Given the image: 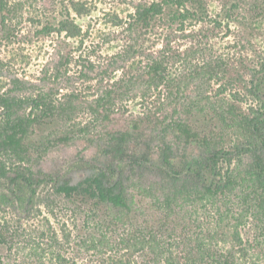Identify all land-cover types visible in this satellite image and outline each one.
I'll list each match as a JSON object with an SVG mask.
<instances>
[{"label": "trees", "instance_id": "1", "mask_svg": "<svg viewBox=\"0 0 264 264\" xmlns=\"http://www.w3.org/2000/svg\"><path fill=\"white\" fill-rule=\"evenodd\" d=\"M209 1L132 2L133 12L123 21L124 39L116 53L109 57L94 51L77 57L70 52L59 53L61 56L51 69L42 70L40 81L46 84L48 79L68 80V67L75 64L78 79H96V93L90 99H80L79 92L72 88L60 94L62 87L57 85L44 89L41 82L5 75L0 59V77L8 80L0 90V188L7 187L11 192L17 186L29 189V182L34 179L31 169L14 162L27 166L33 162L29 138L41 122L58 120L66 126L84 107L95 126L106 127L112 121L117 101L145 104L156 95L159 105L155 112L148 107L122 130L106 131L109 159L102 169L76 184L63 182L55 188L63 202L69 204L63 203L65 210L79 214L78 224L83 233L75 235L74 246L79 245L84 252L88 247L102 252L139 243L143 253L148 245L149 251L156 250L158 256L170 252L175 247L172 241L177 238L176 243H182L181 250L196 247L201 260L235 264V245L215 251L201 248L203 239L193 228L196 220L188 216L185 207L187 202L195 205L201 200L228 196L233 197L229 202L234 207L229 204L225 210L236 214L232 216L233 239L241 241L239 228L247 223L255 233L251 242L264 243V119L242 111L226 99V91L219 84L216 96L211 97L214 84L229 72L228 62L201 47L198 40L201 35L193 28L194 24L209 22L222 26L226 21L246 30L248 21L264 16V0H217L221 20L212 19ZM14 6L9 0H0V40L14 35L10 23ZM157 20L167 22L163 24V39L159 48L149 49L145 37ZM65 22L71 23L67 18L56 23L58 32L66 33ZM208 38L205 37L206 41ZM177 39L198 42L181 51L174 45ZM105 40L113 41L109 37ZM176 62L183 67L182 77L172 74ZM261 67L264 74V59ZM117 70L120 77L112 78L111 74ZM94 71L99 77H91ZM261 84L263 90L264 83ZM217 124L234 128L240 134L239 140L224 147L223 130ZM154 145L155 159L145 149ZM188 147L194 149L196 156L185 159L180 153ZM4 155L11 162L5 163ZM151 160L162 173L163 183L138 189L137 195L134 174ZM114 162L121 163V170L127 166L128 174L122 178L115 176L114 170H109ZM136 196L149 200L144 205L152 213L149 220L139 216ZM216 221L219 227L220 222ZM18 227L19 222L14 228L0 223V246L11 250ZM96 264L104 261L98 260Z\"/></svg>", "mask_w": 264, "mask_h": 264}, {"label": "rangeland", "instance_id": "2", "mask_svg": "<svg viewBox=\"0 0 264 264\" xmlns=\"http://www.w3.org/2000/svg\"><path fill=\"white\" fill-rule=\"evenodd\" d=\"M137 1L139 0H9L12 7L16 6L10 14L14 35L10 39L0 40V59L4 62L5 75H16L38 84L41 82L42 70L51 69L60 54L70 52L72 57H77L92 54L94 51L109 57L121 48L124 39L123 21L133 12L131 3ZM209 7L212 19L221 20L218 17V1L210 0ZM66 18L72 24L65 22L66 33H60L56 23ZM248 22L246 30L226 21L222 22V26L216 27L214 23L209 22L194 24L193 28L203 37L198 39L201 47H207L208 52L220 55L228 62L229 72L214 84L211 97L216 96V84H219L226 91V99L242 111L264 119V89L261 88V83H264L261 67L264 59V16ZM165 23V20H157L153 24L144 41L149 49L160 47ZM70 33H74V36L67 37ZM207 36L208 41L205 39ZM107 37L113 41L106 42ZM192 41L177 39L174 45H178L183 51L197 44ZM181 70L183 67L176 62L172 71L174 77L177 78ZM77 72V66L71 64L66 74L68 80L52 82V79H48L46 84H41L44 89H47V85L62 87L60 94H65L72 88L79 92L80 99H90L96 93V79L83 81L77 78ZM120 74L117 70L111 77L117 78ZM90 75L99 77L96 71ZM7 81L5 76L0 77V90L5 87ZM178 82L181 83V80L178 79ZM146 102L141 104V101H117L112 121L106 127L95 126L90 113L84 107L82 110L79 108L77 116L72 122L65 123L66 126L58 120H46L36 127L34 134L29 138L34 152L33 162L30 161L29 166L26 163L14 162L17 166L31 169L34 179L29 182V189L17 186L11 192L7 187L0 188V223L14 228L19 222L18 237L15 238L11 250L0 246L2 264H96L98 260H103L104 264H212L208 259L201 260L194 246L183 247L185 250H181L182 243L177 244V238L172 241L175 247L170 248L171 254L165 252L158 256L156 250L149 251L148 245L143 253V247L139 243L120 250L102 252L90 247L84 252L79 245L74 246L75 235L83 233L78 224L79 214L73 215L65 210L63 203L69 204L67 201L63 202L62 195L58 194L55 188L63 182L76 184L102 169L109 159L106 153L109 151L106 131L122 130L148 107L155 112V107L159 105L157 96L154 95ZM217 125L219 130H223L224 147L239 140L240 134L234 128ZM153 143L155 140L151 145ZM145 149L150 151L149 156L155 159V145L154 148ZM180 154L184 155L185 159L196 156L191 147ZM9 158L7 155L2 156L7 164L11 162ZM113 165L118 168L112 167L109 170H114L115 176L122 178L128 174L127 166L121 170V163L114 162ZM161 177L162 173L152 160L146 163L134 174L135 193L140 195L137 193L138 189L156 186L157 182L163 183ZM33 190L35 193H32ZM232 198L217 197L201 200L195 205L192 202L185 204L189 210L188 216L196 220L193 228L203 239L201 248L215 251L230 249L235 245V264H264V243L251 242L255 237L251 226L247 223L241 225V241L236 242L233 239L232 216L236 214L225 210ZM136 201L140 206L139 216L149 220L152 213L144 207L149 200L136 196ZM230 206L234 207L233 204ZM216 220L220 222L219 227ZM208 232L211 236L204 237ZM67 235L69 236L66 237Z\"/></svg>", "mask_w": 264, "mask_h": 264}]
</instances>
